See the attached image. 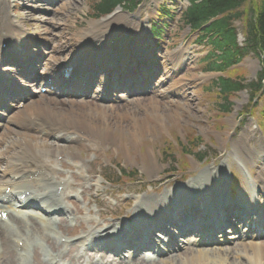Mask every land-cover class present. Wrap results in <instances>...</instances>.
<instances>
[{"label":"rangeland","instance_id":"1","mask_svg":"<svg viewBox=\"0 0 264 264\" xmlns=\"http://www.w3.org/2000/svg\"><path fill=\"white\" fill-rule=\"evenodd\" d=\"M95 1L18 0L14 4L11 2L12 6L15 5V9H13L15 16L11 11L10 17L16 19L17 22L13 19L14 23L16 25L17 23L20 24L23 31L25 42L23 51L30 54H47L50 48L46 47L45 44L51 41L55 46L53 39L60 37L65 52L61 49L63 56L56 54V57H70L76 50V40L79 36L100 31L107 25L103 23V21L108 20L107 18H93L91 7ZM172 1L144 0L135 12L129 13L125 10L118 12L124 15L136 16L137 22L146 30V34L149 36L147 42L152 47L150 48L153 51L152 54H154L152 58L158 60V67H161L158 78L163 75V70L166 68L170 80L162 83L157 91L172 90L171 95L162 99L166 110L161 111V114H165L167 118L163 127L153 126L152 132L145 137V143L140 144V142L134 141L125 149L126 140L114 144L117 137L113 135L112 140L110 139L111 142L105 147L98 146L92 148L91 151L82 149V151L89 153L84 159L76 155L82 167L80 170L84 171L83 175H81L80 170L72 166V160L59 158L56 166L59 171L65 173L61 181L69 179L74 184L71 189L75 191V197L67 202L70 203L72 210L76 209L79 213L76 211L74 215L64 214L55 218V223L60 224L59 232L67 239L75 241L81 235L83 237L88 236V234L110 228L114 224L118 225L122 223L120 222L121 219L128 216L129 212L134 213L133 208L139 200L157 199L163 196L166 191L176 190L178 186L183 188L190 182L196 184L195 180L200 176L204 177L203 181L210 186L211 182L207 176V170L209 169L213 170L224 166L221 170L226 168L225 176L230 184V174H235L238 167L242 169L246 178L250 179L251 175L245 170L247 164L246 166L251 170L253 180L258 179L261 169L264 167V158L259 156L260 153L264 152V139L258 127V122L262 121L259 115V99L255 100L257 104L254 112L255 117L241 115V111L249 103V92L247 90L236 95L234 107L228 114H224L220 110L223 101L222 97L215 93L218 88L213 87L211 92L206 91L205 88L211 87L212 83L222 75L200 72L206 64L199 61L208 54L210 48L197 45V34H192L190 29L185 27L180 20V11L187 8L188 2L181 1L180 4H174ZM0 5L5 6V12H3L6 14L10 4L8 1L0 0ZM163 7L171 10V18H158L157 13ZM245 8L247 9V7ZM155 23L157 25H168L167 30L162 34L161 41L154 40L150 36V31ZM235 26L238 28L239 43L242 45L245 25L240 22L235 23ZM181 49L184 52L181 61L185 65L176 70L170 64V58L173 53ZM160 64L163 66H159ZM239 67L246 72L248 82H257V75L262 70L263 65L257 57L249 54L243 59ZM241 70L238 69L234 75H231V78L234 79L236 76H238L237 79L245 78V74L239 72ZM39 72L43 73L41 69H39ZM97 75L98 73H94V76ZM106 76L108 75H103V77ZM96 86L98 88L104 87L102 81ZM153 97V94H146L136 98L148 100ZM185 97L191 103L177 108L176 106L181 101L184 102ZM61 100L66 101L67 99ZM130 101L136 104V100L132 99ZM100 104L104 105L103 103ZM108 105L122 107L126 104L124 105L123 102L122 104L110 102L104 106ZM77 106L79 107L78 112H75L72 116L67 114L70 117L69 119L74 121L80 120L81 117H87L86 113L81 114L80 111L89 108L84 103H78ZM135 106L137 113H141L143 107L139 104ZM51 107V105L47 106V108ZM56 108L55 106L54 109ZM148 111L150 113L151 109ZM143 112H145V109ZM243 118L246 120H243ZM63 120L67 121V119ZM192 135L194 136L193 139L190 137ZM199 137L202 139L200 143L196 142V138ZM192 142L196 145V148H192L193 150L190 148ZM30 143L43 147L52 144L53 140L51 138L32 137ZM172 143L173 145H171ZM184 149L200 153L206 159L200 162L193 156L194 153L184 156ZM17 150H11V153H15ZM71 152L75 151L71 150ZM243 156L246 158H243ZM61 163L64 164V167L60 165ZM70 177L72 178L70 179ZM73 178L74 180H72ZM194 184H192L193 187ZM247 186L250 191L253 190L252 179L251 182L244 181L243 183L242 181V184L238 186L242 190H238L239 194H246L244 188ZM178 192L181 193L182 191L178 190L176 193ZM252 196L254 197V204H264V192L260 190V194L253 193ZM150 205L154 204L150 203ZM73 216L77 218L75 222H72ZM242 227L243 225L238 228L240 234L248 231V228ZM230 236L231 234H228L226 239H230ZM33 237L32 244L34 246L27 261L20 260L15 244H12L11 249L1 244L0 264L153 263L144 260V257L137 262L135 260L124 262L111 257L105 258L102 254L83 251L79 243L66 246L57 240L58 237L54 236H48L51 239L50 242L46 240L44 242L39 241L38 245V237L36 238L35 235ZM219 240L220 244L210 248L201 247V249L208 252L204 257L207 261L201 260L202 263H253L251 259L254 257L255 252L245 245L246 241L240 240L235 243L234 241L228 243L222 239ZM261 244L264 246V236L259 240V245ZM190 248L188 245L182 246L177 254L174 253L175 256L161 257V261L156 260L155 264H194L196 259L193 257L198 254L193 255L186 252ZM259 252H262L260 255L263 258L258 264H264V247ZM226 253H228V256H226Z\"/></svg>","mask_w":264,"mask_h":264},{"label":"bare ground","instance_id":"2","mask_svg":"<svg viewBox=\"0 0 264 264\" xmlns=\"http://www.w3.org/2000/svg\"><path fill=\"white\" fill-rule=\"evenodd\" d=\"M3 11L5 12V6L0 5V64L6 59V55H13L11 54L13 50H16L20 57L23 56V54H21L20 48L23 43V33L8 16L10 13L5 14ZM135 21L136 18L134 16L130 17L118 13V11L115 12L112 19L108 21L105 31H100L98 38L89 33L79 36L76 40V43L78 44L77 51L68 58H56L55 54L61 53L62 51L65 52L63 50V44L61 43L62 38L56 37L57 40H53L54 43L58 42L57 46H53L52 42L49 41L53 48L45 58V66H49L50 69L57 68L60 71H63L67 70L72 65L78 64L80 67L93 65V63H95L94 59L99 60V57H102L101 61H105V63L110 64V62H113L116 65L121 62L118 59L125 58V60H127L132 58V56L135 57L137 53L144 51L145 47H150L147 42L148 38L146 37L144 29L142 31V29L139 27V24ZM111 33H116L114 36L119 38L120 44L116 45L117 47L120 46L119 49H123L121 46V40L125 38L126 35L131 37L136 35L134 37L135 41L129 50L125 48L115 52L116 47L111 48L110 44H108L110 42L108 36ZM3 44H7L6 50H2ZM89 46H92L93 48L92 55L91 53L87 52ZM60 47L62 51H60ZM174 56L176 55L173 54V57L170 58V63L175 69H179L182 64ZM7 71L14 72L15 74H21V71L15 70L14 68H8ZM166 76H168V74H166ZM40 78L41 77L39 76L38 79ZM2 79L7 81L11 88L18 86L16 83L12 85V78H10V74L2 72L0 69V80ZM160 82L162 81L160 80ZM160 82L156 81L154 83V87L160 86L162 84ZM171 92L172 90H168L163 92V94H158L153 90V98L148 100H136V104H139L141 107H143V110L145 109L146 113L143 112V110L141 113H137L135 110L136 104L133 103V101H129L128 99L125 100L126 105L122 107L109 106L103 108L99 107L97 102L91 104L89 103V105H87V107H89L88 109L80 111L81 114L83 112L86 113L87 117H81L80 120L76 121L69 119L70 117L67 114L72 116L75 114V112H78L79 107L77 104H70L68 107H61L52 100L42 99L41 101H38L37 104L29 101V104L24 105L22 110L15 106L14 109H18L17 115L14 118V121L18 123L17 125H24V127H27L28 129H26L30 132L52 137L56 140V145H46L44 146L45 151L43 149L42 151L39 147H37V144L34 146L30 143L27 135L29 131H25L22 134L26 135H22L17 133L14 129L9 128L7 125H3L0 129L4 131V134L18 137L21 140L20 142H16L19 143V153L10 158L3 157L2 159V156H0V162L5 163V167L0 169V210L9 214V222L13 224L12 227L7 229L4 228V225H2L0 222V243L6 248L11 249V242L12 240L16 239L17 242L24 243V248L28 250L27 253L33 250V245L31 243L32 236L36 235V237L44 238L45 236L43 235L45 232L50 233L54 231L56 226L55 222L52 221V218L61 215L62 212L59 207L63 205V200L68 199L70 196V193L67 191L59 193V184L54 182L55 178L61 174L55 167L56 159L66 155L68 159L72 160L73 165H75L77 169L80 170L81 167L78 162V156L76 155H80V157L84 159L86 153L84 154L82 151H80L82 147H86L88 149H92L94 147L96 148L98 146L105 147L111 142L110 139L112 140L113 135H115L117 137L115 138L118 140H114V144H116V142L120 143L121 140H126L125 149H127L134 141L140 142V144L145 143V137L148 136V133L152 132L153 126H164L167 116L165 114H161V111L166 110L162 99H164V97H166ZM47 103H49L52 107L47 108ZM188 103H191V101L185 97L184 102L181 101L180 104L177 103L178 106L176 107L180 108L188 105ZM55 106L57 107L56 109H54ZM148 108L151 109L150 113ZM0 115L3 116L4 114L1 113ZM63 119H67V121ZM1 120H3V118ZM72 133H74L75 137H71ZM84 137L87 138L86 143L80 141ZM67 140L70 141L68 142ZM62 143H70L74 145L64 146L61 145ZM76 145L77 147H75ZM71 150H74L75 152H71ZM25 157L27 160L33 158V164H24L23 160ZM261 157H264V154H262ZM222 168L223 166H220L219 168L213 170H207V176L211 183V179H216L218 184L224 183V178L226 177V168L221 170ZM80 173L84 174V171L80 170ZM7 177H11L12 180L15 177H18L19 179L8 182L5 181ZM203 179L204 177L200 176V178L195 180V191L191 193L189 188H191L192 183H189L185 188L186 196L181 199L182 193L180 195V199L177 198L176 201L182 204L185 201H194L196 198H198V195H200L204 197V211L208 217L213 218V215L211 214L212 212L222 214L226 213V204L230 199L225 196V184H222L220 188L218 185H216L217 183H213L214 186H212V188L215 190L216 194L214 196L208 197L201 190L202 188H205L209 185L204 182ZM41 180H43V182L40 184ZM260 182L262 188L264 189V167L261 169ZM64 184L65 183H61V186H64ZM39 188L42 189L43 193L34 194L32 190ZM6 189H10L9 195H13L16 193V191H18L16 196L27 195V198L30 196L36 199L42 210L38 211L33 208L34 211H37V213L33 215L35 212L32 211V208H27V205H21L22 209H18L17 204L6 198L8 196L5 193ZM176 190L178 191L180 189L178 188ZM47 192L49 194H47ZM189 195L191 197H189ZM164 198L165 199L162 201H174L175 190L173 192L166 193ZM243 201L250 203V197L242 198L240 200V202ZM5 202L8 204L6 205ZM42 204L47 206V209H45ZM55 207H58L59 209L57 210ZM179 207L181 208V206ZM183 209L189 216H192L196 213L195 207L187 206ZM69 210L70 208L67 206L64 209V211L68 212ZM8 211L10 212L8 213ZM154 213V211H149L145 212V215H153L154 218ZM137 217H139L138 214ZM133 220L136 222L135 216H133ZM235 235L237 234L234 233V238L231 239L248 240L247 246L255 252L254 257L251 259L253 262L252 264H258V262L263 258L262 255H260L262 252H259V250L264 246H262V244L259 245L258 242L262 237L246 234L245 236H240L238 239H236L237 237ZM227 240L225 238V241ZM193 243L200 245L202 244V240H195ZM167 245L168 244L165 245V248ZM205 252L206 251L200 250V253H197L198 255L193 257L196 259L194 264H204L201 260L207 261V259L204 258L207 254ZM226 256H228V253H226Z\"/></svg>","mask_w":264,"mask_h":264},{"label":"trees","instance_id":"3","mask_svg":"<svg viewBox=\"0 0 264 264\" xmlns=\"http://www.w3.org/2000/svg\"><path fill=\"white\" fill-rule=\"evenodd\" d=\"M191 7L184 13L185 25L191 26L193 31H198L201 26L213 21L211 25L200 33L199 42L208 39L210 45L221 56L224 66L240 62L242 56L248 51L255 52L257 48L264 51V3L250 8V18L246 29V48H238L236 43V29L233 23L243 19L244 12H238L246 3L252 0H190ZM129 2L134 5L135 0H101L95 8L100 16L111 13L118 5ZM254 85H251L253 87ZM225 92H236L241 89L239 84L226 83ZM225 107L227 110L229 107Z\"/></svg>","mask_w":264,"mask_h":264}]
</instances>
